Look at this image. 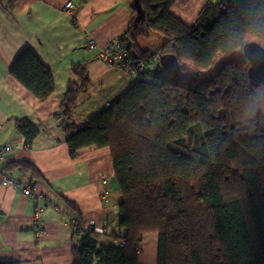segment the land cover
Segmentation results:
<instances>
[{
	"label": "trees",
	"instance_id": "trees-1",
	"mask_svg": "<svg viewBox=\"0 0 264 264\" xmlns=\"http://www.w3.org/2000/svg\"><path fill=\"white\" fill-rule=\"evenodd\" d=\"M126 1L131 28L120 39L130 57L171 54L178 72L154 68L159 83L137 77L78 127L77 93L86 91L88 78L83 65L71 69L78 84H69L53 118L72 158L82 148L109 150L122 194L117 238L123 242L83 231L82 213L64 199L74 217L72 264H139V245L149 234L158 236L157 264H264V85H251L243 56L246 43L264 48V0H214L192 26L171 14L175 0ZM133 32L144 39L160 34L164 42L153 52L134 51ZM219 57L210 78L180 75L210 72ZM10 75L41 102L55 90L49 67L30 47L18 53ZM15 126L27 144L38 134L27 119Z\"/></svg>",
	"mask_w": 264,
	"mask_h": 264
},
{
	"label": "crops",
	"instance_id": "crops-1",
	"mask_svg": "<svg viewBox=\"0 0 264 264\" xmlns=\"http://www.w3.org/2000/svg\"><path fill=\"white\" fill-rule=\"evenodd\" d=\"M69 1L71 10L65 7ZM212 1L175 0L170 12L192 26ZM131 21L126 0H0V145L13 146V152L0 160V262L72 264L74 217L67 213L64 199L74 201L82 213L83 231L106 230L111 236L119 229L122 194L109 150L82 148L72 158L67 134L53 114L69 84H78L71 74L74 66L83 65L88 78L86 91L77 93L73 120L78 127L133 84L135 75L105 65L86 45L93 38L104 48L127 36ZM128 38L134 51L157 49L143 45L149 38L140 33ZM24 47H30L51 71L55 90L44 102L10 75L12 62ZM19 119L38 129L30 144L16 129ZM5 174L35 188L42 209L37 210L34 199L21 190L2 185ZM139 246V264H157L158 236L144 235Z\"/></svg>",
	"mask_w": 264,
	"mask_h": 264
},
{
	"label": "built area",
	"instance_id": "built-area-1",
	"mask_svg": "<svg viewBox=\"0 0 264 264\" xmlns=\"http://www.w3.org/2000/svg\"><path fill=\"white\" fill-rule=\"evenodd\" d=\"M67 10H71L73 7L72 2H68L65 5ZM86 45L90 47L93 51L97 53L98 59L109 67H116L124 71L135 75L136 77L142 76L144 80L153 81L159 83L157 77L154 78L153 75H148L149 71L153 70L155 63L159 61L160 56L158 54L152 55L149 59H137L130 57L128 51V43L122 39H115L109 41L104 48L98 47L96 41L93 38H89L86 41ZM1 128V124H0ZM13 152V146L10 144L0 145V160H3L7 155ZM2 185L11 186L15 189L21 190L23 195L31 197L36 203V209L41 210L42 204L40 203L41 196L36 193L35 188L28 187L23 184L21 181L14 179L12 177L3 175ZM40 233V231H39ZM110 238L116 243H123L117 238L120 235V232L116 230L113 232ZM102 237L106 238L107 231L103 230L101 233Z\"/></svg>",
	"mask_w": 264,
	"mask_h": 264
},
{
	"label": "water",
	"instance_id": "water-1",
	"mask_svg": "<svg viewBox=\"0 0 264 264\" xmlns=\"http://www.w3.org/2000/svg\"><path fill=\"white\" fill-rule=\"evenodd\" d=\"M137 4L138 0H132ZM142 19L139 11L138 21ZM243 56L249 62L248 76L253 87L264 85V48L257 42H249L243 46ZM155 71L160 74H175L178 72V63L171 54L163 55L155 65Z\"/></svg>",
	"mask_w": 264,
	"mask_h": 264
},
{
	"label": "rangeland",
	"instance_id": "rangeland-1",
	"mask_svg": "<svg viewBox=\"0 0 264 264\" xmlns=\"http://www.w3.org/2000/svg\"><path fill=\"white\" fill-rule=\"evenodd\" d=\"M164 42V37L160 34H153L149 40L147 41H142L143 45H147L150 46L151 49L155 50L156 48L160 47L162 45V43ZM223 60L222 57H219L217 59L216 65L214 67L213 70H211L210 72H206V73H196L193 70H188V71H184L183 73H181V76H184L186 78H190V79H204V78H210L214 75V73L216 72V70L218 69V67L220 66V62ZM154 70L149 71V73H147L148 75H153L154 78L157 77V75L155 76L153 74ZM158 78V77H157ZM261 85L257 86L256 88H260ZM260 95V94H259ZM260 110L264 113V98H263V104L260 107ZM158 247V246H157Z\"/></svg>",
	"mask_w": 264,
	"mask_h": 264
}]
</instances>
